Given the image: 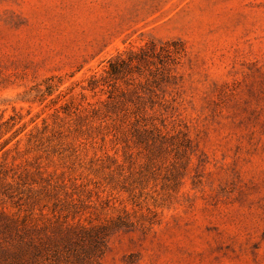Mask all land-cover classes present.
<instances>
[{
    "label": "rangeland",
    "instance_id": "1",
    "mask_svg": "<svg viewBox=\"0 0 264 264\" xmlns=\"http://www.w3.org/2000/svg\"><path fill=\"white\" fill-rule=\"evenodd\" d=\"M0 125V264H264V0H0Z\"/></svg>",
    "mask_w": 264,
    "mask_h": 264
},
{
    "label": "trees",
    "instance_id": "2",
    "mask_svg": "<svg viewBox=\"0 0 264 264\" xmlns=\"http://www.w3.org/2000/svg\"><path fill=\"white\" fill-rule=\"evenodd\" d=\"M118 71L119 70H117V68L116 67H114V65L112 64V72L113 73H118ZM2 126L0 125V128H1Z\"/></svg>",
    "mask_w": 264,
    "mask_h": 264
}]
</instances>
